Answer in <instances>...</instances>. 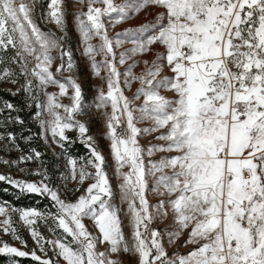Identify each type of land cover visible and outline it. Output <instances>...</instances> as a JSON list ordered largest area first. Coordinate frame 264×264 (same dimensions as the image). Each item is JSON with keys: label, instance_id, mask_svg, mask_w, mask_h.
Listing matches in <instances>:
<instances>
[{"label": "snow or ice", "instance_id": "snow-or-ice-1", "mask_svg": "<svg viewBox=\"0 0 264 264\" xmlns=\"http://www.w3.org/2000/svg\"><path fill=\"white\" fill-rule=\"evenodd\" d=\"M145 14L153 18L141 22ZM65 16L61 0H0V81L24 98L22 106L0 100V150L18 152L0 163L39 177L0 174V182L49 202L42 210L0 201V257L6 264H121L123 254L131 264H264V0H78L82 55L103 81L93 105L64 75L76 67ZM38 21L54 22L59 34ZM116 25L124 30L109 35ZM133 83L139 87L129 97L124 88ZM24 108L39 132L18 137L13 126L25 127ZM85 115L106 121L110 157L76 118ZM73 131L87 157L71 153ZM143 135L156 143L141 145ZM49 136L61 148L52 154L67 165L60 187L39 150L40 141L51 147ZM69 179L79 195L68 191ZM150 192L160 197L154 204ZM181 246L190 247L179 253Z\"/></svg>", "mask_w": 264, "mask_h": 264}, {"label": "rangeland", "instance_id": "rangeland-1", "mask_svg": "<svg viewBox=\"0 0 264 264\" xmlns=\"http://www.w3.org/2000/svg\"><path fill=\"white\" fill-rule=\"evenodd\" d=\"M45 5H47V3L49 2V0H44ZM62 5L65 8V13H66V28H67V40H66V46L68 48L72 49L73 52V57H74V61H75V70L73 72H65L64 75L65 77L67 76H73L74 78H76L78 80V82L80 83L82 90H83V94H84V102L85 105H93L94 101H95V97H96V90L97 88L103 83V81H101L100 79H98L97 77H95L93 71L91 70L90 64L88 62L87 57L82 55V45H81V37H80V33L78 31L77 25L75 23L74 20V15L76 12V5L78 4V0H61ZM117 2H119V0H117ZM152 15L151 14H145L144 16L140 17L141 22H146L147 20L152 19ZM135 19V18H134ZM39 27L41 28L42 31L44 32H56L57 34H59L57 26L55 25L54 22L49 23L47 21H38ZM128 26V25H125ZM109 35H115V33L117 32H121L124 30L123 27H121L120 25H116L115 27L109 26ZM94 44L98 43V41H93ZM127 47V45H126ZM98 59H100L98 57ZM143 70V64L140 63L138 64V66L135 68V71L137 73H140ZM123 87V85H122ZM139 87L138 83H133L131 85V88H124V93L125 95L132 97L133 94L137 91ZM0 88L8 91L9 89L11 90H15V85L11 84V83H6L3 81H0ZM48 92H58V88L53 87V86H49L47 89ZM162 95H165L166 97L172 98L173 94L167 90H162L161 91ZM61 102L64 104H68L70 103L68 96L62 97L60 98ZM137 104L142 103V99L140 101H136ZM62 111V110H61ZM93 113H95V109L92 108L91 110ZM108 111H110V108L108 109ZM77 119H81L82 121H85L88 126H89V134L92 135L97 143V146L99 147V149L104 153V155L106 157H110V142L107 140L106 138V121L104 119H101L99 117H97L96 115H85V116H78L76 117ZM138 127H147L148 126V122L147 121H141L138 123L137 125ZM2 130V129H0ZM73 140L76 141V143L72 144L70 146L71 148V153L77 157H87L89 155L87 149L84 147V145H82L79 142L78 139V134L73 131V132H68L67 133ZM139 142L141 145H147L150 142L151 143H156V141L153 139L152 136L150 135H143L141 137H139ZM49 143L51 145L49 149L51 155H52V159H47L46 161L48 162V164L51 166L52 171L56 172V175L54 176V182L57 185V187H60L62 184V181L60 179V171H66L67 170V165L65 163L64 157L61 156L59 157V159H57L56 156H54L52 154L53 150L56 153H60L61 152V148L56 145L54 142H52L51 137L49 136ZM79 143L81 145V150L77 153L76 151H73V147ZM78 151V150H77ZM160 154H157V157L154 158H158ZM18 157V152L15 150H10V151H3L0 150V160L3 159H15ZM26 167L32 168L35 167V165H26ZM127 170V169H125ZM113 169H109V176L112 180L113 183V187H114V197H113V203L121 208V219L123 221V229L125 232V236L129 238V240L131 241V224L129 219L124 216V211H126L127 205L122 203L121 199H120V194H119V189L118 187H116V180L115 177L112 175ZM0 174H11L14 176V178L16 179H27V180H38L39 177H35V176H28L25 175L24 173H20L15 169H9L6 166H4L2 163H0ZM92 182V181H86L85 184L82 186L84 188H86L88 186V184ZM76 185L75 182L72 181L71 179H69L68 181V191L72 194V196H76L79 195V192H76ZM61 192L63 194L64 189L61 187ZM149 200L151 203H155L157 202L160 197L156 194L153 193H149ZM45 209V208H44ZM83 223L85 224V226L90 230L93 231V234H96L95 229H94V222L89 219V218H85ZM165 220H159L157 221L156 226L160 229H165ZM41 230L44 232L45 235L50 236V233L47 232V229H45L43 226H41ZM181 239H183V237H181ZM177 244H179V241H177ZM31 242L29 244V247H31ZM188 247L190 246H181L179 248H177L176 250L179 253H186L188 251ZM101 251L104 250L103 247L100 248ZM171 250V248L169 249ZM120 261L121 264H131V256L130 254H123L120 257ZM22 264H34V262L31 261H24L22 262Z\"/></svg>", "mask_w": 264, "mask_h": 264}, {"label": "trees", "instance_id": "trees-1", "mask_svg": "<svg viewBox=\"0 0 264 264\" xmlns=\"http://www.w3.org/2000/svg\"><path fill=\"white\" fill-rule=\"evenodd\" d=\"M0 100H9L15 104L22 106L24 98L22 96L13 97L9 94L8 91L0 88ZM28 113H29V110L27 108H24V110L19 113V115L23 117L26 121V125L24 128H22L20 125L13 126V130L17 133L18 137L21 134L23 136H27L29 134L27 131V128H31L32 132H39V129L31 121ZM20 144H21V147L25 148V151H27V147L24 144L23 140L20 141ZM39 150L47 153L45 157L46 160L52 159V155L49 149L43 145L42 141L39 142ZM80 150H81V145L77 143L73 147V151H76L78 153ZM5 188H7L8 191H5ZM0 201H8L9 203L17 207H38L42 210L44 208L49 207V202L44 197L36 196L34 194L32 195L20 194L17 190L12 189L9 185H6L3 182H0ZM0 264H6V260L4 257H0Z\"/></svg>", "mask_w": 264, "mask_h": 264}]
</instances>
